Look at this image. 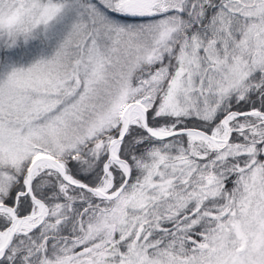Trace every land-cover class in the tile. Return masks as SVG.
Here are the masks:
<instances>
[{
	"label": "snow or ice",
	"instance_id": "1",
	"mask_svg": "<svg viewBox=\"0 0 264 264\" xmlns=\"http://www.w3.org/2000/svg\"><path fill=\"white\" fill-rule=\"evenodd\" d=\"M0 264H264V0H0Z\"/></svg>",
	"mask_w": 264,
	"mask_h": 264
}]
</instances>
